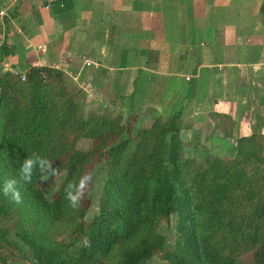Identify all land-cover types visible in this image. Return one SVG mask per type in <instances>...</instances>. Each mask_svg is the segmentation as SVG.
Instances as JSON below:
<instances>
[{
	"label": "trees",
	"instance_id": "1",
	"mask_svg": "<svg viewBox=\"0 0 264 264\" xmlns=\"http://www.w3.org/2000/svg\"><path fill=\"white\" fill-rule=\"evenodd\" d=\"M74 6L59 0L54 14L67 26ZM22 59L0 73V183L33 152L53 160L63 181L50 194L34 175L21 205L0 194V264H149L166 250L160 228L174 214L171 264H264V144L254 135L221 144L230 161L206 152L194 167L182 156V112L149 126L88 112L86 91L66 72ZM82 138L92 148H79ZM94 165L97 211L87 219V197L73 210L64 187Z\"/></svg>",
	"mask_w": 264,
	"mask_h": 264
},
{
	"label": "crops",
	"instance_id": "2",
	"mask_svg": "<svg viewBox=\"0 0 264 264\" xmlns=\"http://www.w3.org/2000/svg\"><path fill=\"white\" fill-rule=\"evenodd\" d=\"M58 1L0 0V73L23 58L66 72L89 108L182 112V135L264 144V0H75L67 26Z\"/></svg>",
	"mask_w": 264,
	"mask_h": 264
},
{
	"label": "rangeland",
	"instance_id": "3",
	"mask_svg": "<svg viewBox=\"0 0 264 264\" xmlns=\"http://www.w3.org/2000/svg\"><path fill=\"white\" fill-rule=\"evenodd\" d=\"M74 81V80H73ZM76 82V81H74ZM77 88H82L79 85V82L75 83ZM87 93V91H86ZM145 101L142 100L140 103H144ZM139 103V104H140ZM129 103H126L128 106ZM99 104L92 105L90 108L86 106V111L88 112H95L98 114H103V113H108L112 112L115 114H118L116 110H110L109 108H99ZM177 106H179V103L176 101L175 104H173V109H175ZM92 109V110H91ZM91 110V111H90ZM174 111H170L169 113H172ZM124 122H129L131 123H137L140 124V126H149L152 123V118L149 117L147 114L144 115V117H125L124 116ZM213 124L212 122H209ZM202 131L201 134H196L192 136V130L191 132L185 133V135H181V138L183 139V145H182V156L183 160L186 162H189L192 164L194 167H201L204 164V160L206 159V152H208V157L211 158V160H216L223 158L224 161H230L231 157L229 155H226L225 153L227 152V148L223 149L220 148L221 142H218L216 140V135L215 134V129L211 128L210 126L207 127L205 124L201 127ZM184 131V130H183ZM209 132V133H208ZM213 136V137H211ZM93 141L89 138H82L79 141L78 147L84 150H88L92 148ZM219 146V147H218ZM97 165H94V167L91 169L90 172L94 173V171L97 169ZM97 171H95L93 181L89 185V188L87 190V200L91 203L90 204V210L88 212L87 219L90 217L92 218L94 213L97 211V198H98V188H99V182L94 180L96 177ZM63 181V173H59L56 177L50 178L45 184L48 187V191L50 194L56 192V190L60 187L61 183ZM177 225H178V216L177 214H174L170 220L164 219L161 224V232L168 238L167 240V247L166 250H172L174 246L176 245V241L178 238V233H177ZM6 242L4 241V244ZM3 244V243H2ZM4 249H6L7 253L10 255L11 252L13 251V248L11 245L7 246L5 245ZM165 250V251H166ZM165 251H160L155 255V257L151 260L149 264H171L170 260L165 257ZM15 258V257H14ZM13 261L16 260L18 261L19 258L14 259Z\"/></svg>",
	"mask_w": 264,
	"mask_h": 264
},
{
	"label": "clouds",
	"instance_id": "4",
	"mask_svg": "<svg viewBox=\"0 0 264 264\" xmlns=\"http://www.w3.org/2000/svg\"><path fill=\"white\" fill-rule=\"evenodd\" d=\"M58 174L59 167H54L53 160L33 152L19 163L17 175L8 177L0 183V194L13 204L21 205L24 202L22 189L32 183L34 175L41 183H46ZM93 177L94 173L84 172L65 185V199L73 210H79Z\"/></svg>",
	"mask_w": 264,
	"mask_h": 264
},
{
	"label": "built area",
	"instance_id": "5",
	"mask_svg": "<svg viewBox=\"0 0 264 264\" xmlns=\"http://www.w3.org/2000/svg\"><path fill=\"white\" fill-rule=\"evenodd\" d=\"M0 13H1V14H4V13H5V11H3V10H2Z\"/></svg>",
	"mask_w": 264,
	"mask_h": 264
}]
</instances>
